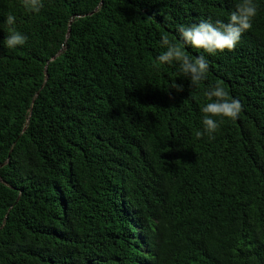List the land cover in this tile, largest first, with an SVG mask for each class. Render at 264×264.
Masks as SVG:
<instances>
[{"label": "trees", "instance_id": "1", "mask_svg": "<svg viewBox=\"0 0 264 264\" xmlns=\"http://www.w3.org/2000/svg\"><path fill=\"white\" fill-rule=\"evenodd\" d=\"M236 3L0 0V264H264V0L233 51L185 48L199 87L156 59ZM218 82L241 111L198 139Z\"/></svg>", "mask_w": 264, "mask_h": 264}, {"label": "clouds", "instance_id": "2", "mask_svg": "<svg viewBox=\"0 0 264 264\" xmlns=\"http://www.w3.org/2000/svg\"><path fill=\"white\" fill-rule=\"evenodd\" d=\"M22 6L29 13L38 14L44 4L43 0H22ZM257 13L258 8L254 0H237L227 23L201 20L198 24L179 25L177 26L179 43L170 40L166 34L162 35L161 47L165 50L156 58L157 63L161 65L178 64L183 76L190 81V86L193 89L197 88L202 81L207 79L209 63L204 55L193 57L186 54L185 48L202 50L212 56L226 50L233 51L241 42L243 34L252 28ZM15 23V16L9 13L5 23L8 26V34L3 45L10 50L23 46L27 40L24 34L13 27ZM174 88L178 92L184 91L183 86L176 83ZM205 96L209 103L201 108L203 128L194 133L198 139L205 134L214 138L220 123L224 120H235L242 107L239 100L231 98L219 82L210 86Z\"/></svg>", "mask_w": 264, "mask_h": 264}]
</instances>
